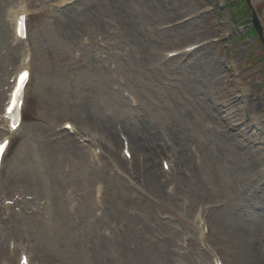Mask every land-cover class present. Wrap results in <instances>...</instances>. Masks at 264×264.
Wrapping results in <instances>:
<instances>
[{
  "label": "rangeland",
  "instance_id": "1",
  "mask_svg": "<svg viewBox=\"0 0 264 264\" xmlns=\"http://www.w3.org/2000/svg\"><path fill=\"white\" fill-rule=\"evenodd\" d=\"M62 1L0 0V140L14 75L27 50L33 57L25 122L1 171L0 260L14 242L32 264H92L98 253L107 264L264 261V47L247 2ZM20 3L31 15L26 42L10 22ZM251 5L264 27V0ZM126 126L156 135L158 173L175 158L160 183L150 158L133 171L109 154L104 127ZM88 137L102 155L80 142ZM42 167L50 185L35 174ZM45 202L54 228L42 223ZM231 219L250 233L238 236Z\"/></svg>",
  "mask_w": 264,
  "mask_h": 264
},
{
  "label": "bare ground",
  "instance_id": "2",
  "mask_svg": "<svg viewBox=\"0 0 264 264\" xmlns=\"http://www.w3.org/2000/svg\"><path fill=\"white\" fill-rule=\"evenodd\" d=\"M257 1H260V0H257ZM17 10L15 12L14 23L12 22L14 24L13 25L14 33H15L16 18H17V14H18ZM17 40L18 39L16 38V41ZM135 41L136 42H140V37H136ZM141 57L142 58L145 57V52L142 53ZM24 64H25V60L23 59V63L21 65V68L24 67ZM20 69H19V71H20ZM2 121L4 122L3 116H2ZM66 124H68V123H64L63 125H66ZM125 128L121 127V128H118V129H121V130H117V127H115V130H116V134H115V132L114 131L112 132V130H110L108 127H104V131L107 132V141H108L107 148L109 150L108 151L109 154L112 155L113 159L119 165H121L123 167H127V166L130 165L129 162L126 159H124L118 153V149H119L120 143H119V139H118L117 134L119 132L122 133V135L125 136V141H128L129 147H131V149L133 150L132 170L133 171L136 170L137 165H138V161H141L142 158L145 159V160L150 158L152 161H148L147 160V163H146L147 166L149 167V172H150L149 177H150V179L153 182H159L160 183L158 177L159 176H163L164 174L163 173H158V171L155 169L154 160H155L156 157H159L162 154H164V150H163L162 145L158 142L156 135L153 132H151L150 130H147L145 128L144 129H142V128L136 129L135 127L134 128H130L129 126H126ZM7 133H8V130H7ZM62 133L63 132L61 131V134ZM193 138L196 139V141H198V138L196 136H193ZM95 139L96 138H93V139L91 138L90 141L93 144L94 143L96 144V141H94ZM67 142L72 144L73 146L76 145L75 142L71 141V139H68ZM205 145H206L205 143H202L203 147ZM209 149L211 150V148H209ZM95 151H97V149H95ZM206 156L208 157L207 154H206ZM206 156L204 157L205 160H207ZM174 159L175 158L171 156L170 162L172 160H174ZM208 165H210V164L208 163ZM44 169H45L44 167L40 168L41 172L40 173L39 172H35V174H36L37 177H40L43 180L44 183L46 182V184L50 185L52 181L50 182V180L44 175V173H43ZM48 199L50 200L49 197H48ZM51 202H45V208L43 207L45 209L44 212H45L47 221L46 222L42 221V223L47 228L48 227L54 228V227H56L59 224V222L57 223V221H56V219L54 217V212H53V209H52L54 205L52 206ZM48 210H50V211H48ZM231 221H232L231 225L234 227L233 230L235 231V233L238 236L243 237V236H247V234L250 233V232H248V230H246V228H243L242 226L239 227L236 220L231 219ZM202 234L203 233L201 231V235ZM10 246H12V245H10ZM24 248L27 249L26 244L21 245V247L17 245L15 249L19 252V251H22ZM10 249H11V247H10ZM59 250H60V252H62L61 248H59ZM94 250H96L98 252L97 249H94ZM96 257H98V258H94L93 259L94 262L92 264H107V263H109V258L108 257H104V254H102V253H98V255ZM252 257H253V255H252ZM2 261H5L6 262L5 264H10V262H8V261H10V258H8V257H5V258L2 257L0 262H2ZM60 262H63L64 264H68L67 263L68 261L66 259H64L63 257H60ZM88 262H89V264H91L90 259H88ZM31 263H32V261L29 258V264H31ZM251 264H264V261H263V259L261 257H259L257 259H255V257H254L252 262H251Z\"/></svg>",
  "mask_w": 264,
  "mask_h": 264
},
{
  "label": "snow or ice",
  "instance_id": "3",
  "mask_svg": "<svg viewBox=\"0 0 264 264\" xmlns=\"http://www.w3.org/2000/svg\"><path fill=\"white\" fill-rule=\"evenodd\" d=\"M28 75L29 73L27 71L20 73L17 85L11 93V98L6 108L5 118L9 120V128L13 132L19 124L20 108L23 104L24 85L27 82ZM66 127H70V125H67ZM8 143L9 141L7 138L0 141V155H3L5 152Z\"/></svg>",
  "mask_w": 264,
  "mask_h": 264
},
{
  "label": "water",
  "instance_id": "4",
  "mask_svg": "<svg viewBox=\"0 0 264 264\" xmlns=\"http://www.w3.org/2000/svg\"><path fill=\"white\" fill-rule=\"evenodd\" d=\"M251 0H248V3L250 4ZM254 24H255V28L257 30V32L260 35V38L262 39L263 43H264V27L261 25L259 18L256 14V12L254 11V20H253Z\"/></svg>",
  "mask_w": 264,
  "mask_h": 264
}]
</instances>
